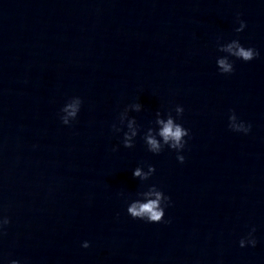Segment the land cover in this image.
<instances>
[{"label":"water","instance_id":"1","mask_svg":"<svg viewBox=\"0 0 264 264\" xmlns=\"http://www.w3.org/2000/svg\"><path fill=\"white\" fill-rule=\"evenodd\" d=\"M217 36L260 55L220 74ZM134 101L141 131L183 105L182 163L139 134L120 143L110 125ZM229 109L247 134L227 127ZM144 162L171 198L158 223L118 194L135 193ZM0 214L4 264H264V0H0ZM252 226L256 244L240 247Z\"/></svg>","mask_w":264,"mask_h":264},{"label":"clouds","instance_id":"2","mask_svg":"<svg viewBox=\"0 0 264 264\" xmlns=\"http://www.w3.org/2000/svg\"><path fill=\"white\" fill-rule=\"evenodd\" d=\"M240 13H236V24L233 28L235 33H240L246 27V22L240 19ZM216 49L220 55L215 57L216 70L220 74H231L234 69L232 58L243 60L245 62L253 60L260 55V51L252 45H245L239 37L232 39H223L222 36L216 37ZM82 98L78 95L68 97L59 109V120L64 125H70L76 120L82 106ZM143 105L139 101H134L124 105L118 112L116 119L110 125L114 133H122L120 143L130 148L135 143V138L140 135L147 151L153 154L161 153L165 147L175 151L177 161L183 162L185 155L183 149L191 139V130L184 126L182 116L184 107L181 104H175L173 108L165 112L159 109L155 111L154 120L150 126L141 131V125L137 123L136 118L131 116L130 111L139 112ZM173 112L175 114H173ZM227 127L235 132L247 134L251 129V124L239 119L236 112L228 110ZM116 145L112 150L115 151ZM155 172V165L144 162L137 164L131 169L134 178H138L140 185L135 193H118L125 200V211L133 219H139L148 223H158L165 217L166 209L171 204L170 196L163 191L156 183H149V178ZM9 217L0 214V234L4 231V226L9 224ZM255 226H252L245 236H242L238 243L240 247L245 245L254 246L256 239L253 235ZM89 241L81 242V247H88ZM0 264L4 261L0 259ZM7 264H21L17 259L7 261Z\"/></svg>","mask_w":264,"mask_h":264}]
</instances>
